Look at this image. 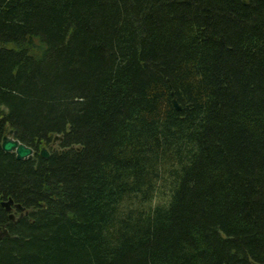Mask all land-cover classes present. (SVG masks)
<instances>
[{
    "label": "trees",
    "instance_id": "1",
    "mask_svg": "<svg viewBox=\"0 0 264 264\" xmlns=\"http://www.w3.org/2000/svg\"><path fill=\"white\" fill-rule=\"evenodd\" d=\"M246 1L0 0V264H264Z\"/></svg>",
    "mask_w": 264,
    "mask_h": 264
},
{
    "label": "water",
    "instance_id": "2",
    "mask_svg": "<svg viewBox=\"0 0 264 264\" xmlns=\"http://www.w3.org/2000/svg\"><path fill=\"white\" fill-rule=\"evenodd\" d=\"M245 3L247 2L246 0H243ZM175 107L177 108V105L174 104ZM7 137L5 136L2 140V144H1V148L4 152L7 153H14L16 155V158L18 160H23V159H28L32 156V150L24 145H22L21 143H19L18 141L14 140V139H6ZM55 140V139H54ZM59 141H60V137H59ZM41 157L43 158H48L49 157V153L46 150H42L40 153ZM11 204V203H9ZM9 204H6L5 206L8 207ZM3 227L0 226V230Z\"/></svg>",
    "mask_w": 264,
    "mask_h": 264
},
{
    "label": "rangeland",
    "instance_id": "3",
    "mask_svg": "<svg viewBox=\"0 0 264 264\" xmlns=\"http://www.w3.org/2000/svg\"><path fill=\"white\" fill-rule=\"evenodd\" d=\"M6 137H7L6 139H8V140L9 139H13L12 138V131L10 130L9 126L6 127ZM58 142H59V137H56L55 140H54V143H53L54 150L58 149L57 148ZM12 219H13V217H12ZM14 220H16V219L14 218ZM0 235H5V230L3 228L0 230Z\"/></svg>",
    "mask_w": 264,
    "mask_h": 264
}]
</instances>
